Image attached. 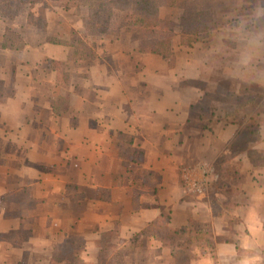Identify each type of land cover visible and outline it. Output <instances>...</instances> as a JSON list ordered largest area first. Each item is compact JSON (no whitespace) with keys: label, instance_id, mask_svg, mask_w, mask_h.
<instances>
[{"label":"crops","instance_id":"1","mask_svg":"<svg viewBox=\"0 0 264 264\" xmlns=\"http://www.w3.org/2000/svg\"><path fill=\"white\" fill-rule=\"evenodd\" d=\"M80 4L0 0V264H264V94L228 100L264 89V0L161 7L168 56L87 42ZM162 216L210 249L164 244Z\"/></svg>","mask_w":264,"mask_h":264},{"label":"trees","instance_id":"2","mask_svg":"<svg viewBox=\"0 0 264 264\" xmlns=\"http://www.w3.org/2000/svg\"><path fill=\"white\" fill-rule=\"evenodd\" d=\"M38 2L40 0H17ZM189 0H80L79 3L88 6L92 11L91 17L86 21V32L101 30L100 33H119L122 28L128 32L136 33L139 37L140 50L143 53L168 56L172 50V38L175 35V26L172 22L159 17V9L187 8ZM80 4V5H81ZM181 34L187 43L200 41L207 37L206 17L204 12L188 11L182 17ZM247 97H244V96ZM236 98L234 95H232ZM243 97L236 98V104L242 105L247 98L248 104H253L249 99L253 96L244 92ZM257 97V96H256ZM251 129L250 131H254ZM168 217L152 224L153 234L164 244L174 245L178 240H183L190 246L200 250H208L211 246L208 231H203L195 225L171 230L168 229ZM180 264H188L185 258L180 257Z\"/></svg>","mask_w":264,"mask_h":264},{"label":"rangeland","instance_id":"3","mask_svg":"<svg viewBox=\"0 0 264 264\" xmlns=\"http://www.w3.org/2000/svg\"><path fill=\"white\" fill-rule=\"evenodd\" d=\"M64 1H67V2H70V3H77V2H80V0H64ZM185 9V8H184ZM90 10V9H89ZM91 11V10H90ZM188 11H194V9H190V10H187V12L186 13H188ZM92 12V11H91ZM44 13V10H42L41 11V14L40 15H42ZM91 15H92V13H91ZM161 15V17L163 16V18L164 19H166V20H168L167 18H169V15H167V12H163V13H161L160 14ZM160 17V16H159ZM160 17V18H161ZM162 18V19H163ZM181 28V27H180ZM100 29L99 30H97V31H93V32H91L90 34H89V37H88V39H87V42H92L93 41V39L95 38V37H97V36H102V35H104V36H106V35H109L108 33H100ZM136 34V33H135ZM137 35V34H136ZM137 37H138V35H137ZM139 38V37H138ZM184 42V41H183ZM188 41H186V43H187ZM139 49H140V42H139ZM245 92H247V91H245ZM249 93H251L253 96L251 97V99H249L252 103H256V99H258V97H256V96H261V95H263L264 94V89H260V90H252V91H250ZM244 97H247L246 95L244 96ZM228 100H229V102H233V103H236L237 101H236V99L231 95V94H229L228 95ZM247 98H244V102H247Z\"/></svg>","mask_w":264,"mask_h":264},{"label":"built area","instance_id":"4","mask_svg":"<svg viewBox=\"0 0 264 264\" xmlns=\"http://www.w3.org/2000/svg\"><path fill=\"white\" fill-rule=\"evenodd\" d=\"M196 188H197V192L201 193L202 192V188L198 185H196Z\"/></svg>","mask_w":264,"mask_h":264}]
</instances>
